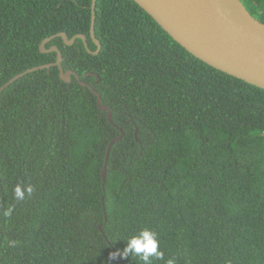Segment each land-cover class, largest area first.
<instances>
[{
    "label": "trees",
    "instance_id": "16d2710c",
    "mask_svg": "<svg viewBox=\"0 0 264 264\" xmlns=\"http://www.w3.org/2000/svg\"><path fill=\"white\" fill-rule=\"evenodd\" d=\"M241 1L264 23V0ZM92 4L0 0V89L55 63L41 45L57 34L96 52ZM95 36L99 55L47 45L87 87L53 67L0 96V264H143L109 257L145 228L164 253L152 264H264V90L191 55L133 0H98ZM18 184L33 188L23 201Z\"/></svg>",
    "mask_w": 264,
    "mask_h": 264
},
{
    "label": "water",
    "instance_id": "95a60500",
    "mask_svg": "<svg viewBox=\"0 0 264 264\" xmlns=\"http://www.w3.org/2000/svg\"><path fill=\"white\" fill-rule=\"evenodd\" d=\"M146 11L178 44L191 55L209 66L232 77L264 90V23L255 18L241 0H133ZM98 0L92 4L91 38L97 51L89 49L87 37L77 35L72 39L66 33L46 39L41 45L43 54L57 53V61L52 64L34 67L11 79L0 89V96L12 84L28 74L57 67L60 79L72 83L73 76L87 87L73 71L63 68V56L58 47L47 49L56 38H62L67 46L82 40L88 53L99 55L101 43L95 36L96 10ZM92 76L86 74L85 77ZM90 89L98 98L99 108L108 113L110 122L113 114L103 105L100 93ZM138 135V131L136 133ZM124 133L111 142L108 148L102 176L107 182V167L113 145L122 141ZM102 230V227H100Z\"/></svg>",
    "mask_w": 264,
    "mask_h": 264
},
{
    "label": "clouds",
    "instance_id": "9594fccd",
    "mask_svg": "<svg viewBox=\"0 0 264 264\" xmlns=\"http://www.w3.org/2000/svg\"><path fill=\"white\" fill-rule=\"evenodd\" d=\"M33 188L31 185L18 184L14 188V197L18 201H23L26 195H31ZM11 214V210L6 213ZM13 246L15 242H10ZM139 257L143 264H152V258L157 260L164 259V253L160 250V240L158 234L151 229H143L138 235H134L126 242V246L122 251L110 253V260H118L120 257L129 255ZM166 264H175L174 258H169Z\"/></svg>",
    "mask_w": 264,
    "mask_h": 264
},
{
    "label": "flooded vegetation",
    "instance_id": "af4514ba",
    "mask_svg": "<svg viewBox=\"0 0 264 264\" xmlns=\"http://www.w3.org/2000/svg\"><path fill=\"white\" fill-rule=\"evenodd\" d=\"M57 54V53H56ZM57 57H58V55H57Z\"/></svg>",
    "mask_w": 264,
    "mask_h": 264
}]
</instances>
